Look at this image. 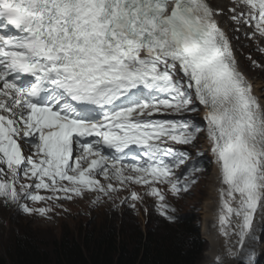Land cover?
I'll use <instances>...</instances> for the list:
<instances>
[{"label":"snow or ice","instance_id":"obj_1","mask_svg":"<svg viewBox=\"0 0 264 264\" xmlns=\"http://www.w3.org/2000/svg\"><path fill=\"white\" fill-rule=\"evenodd\" d=\"M234 3L247 12L232 8L231 19L264 37V0ZM217 14L206 0H0V198L44 216L51 206L24 201L58 207L86 192L98 201L135 184L161 217L178 220L157 185L178 198L198 182L199 165L174 145L194 147L201 129L157 117L194 111L195 99L229 244L214 264H254L264 243L255 225L264 220V106Z\"/></svg>","mask_w":264,"mask_h":264},{"label":"trees","instance_id":"obj_2","mask_svg":"<svg viewBox=\"0 0 264 264\" xmlns=\"http://www.w3.org/2000/svg\"><path fill=\"white\" fill-rule=\"evenodd\" d=\"M160 230H143L132 222L106 220L81 232L65 231L45 242L30 233L13 238L0 251V264H198L203 254L199 229L193 220ZM264 264V261L261 263Z\"/></svg>","mask_w":264,"mask_h":264},{"label":"rangeland","instance_id":"obj_3","mask_svg":"<svg viewBox=\"0 0 264 264\" xmlns=\"http://www.w3.org/2000/svg\"><path fill=\"white\" fill-rule=\"evenodd\" d=\"M225 18V14L221 16ZM234 28V27H232ZM231 35V34H230ZM234 41L238 44L239 56L243 61V66L245 72L251 76L253 79L262 78L261 81L264 83V74L260 71L256 65L252 64L253 59L259 60V64L264 66V56L259 53H254L253 46L247 47L248 40L244 39L243 33H240L234 37ZM234 49V48H233ZM259 51V50H257ZM236 55V54H235ZM237 56V55H236ZM241 68L243 70L242 64L239 61ZM244 72V71H243ZM262 90H264V84ZM214 167V166H213ZM212 172L209 173L206 180L197 187L196 191L186 197L182 203L180 204L181 214L184 216H194L197 218L199 223L200 231L202 237H204V252L201 256L200 262L198 264H205L206 263V253L209 249L208 243L205 241V228L206 225L203 226L204 223V211H205V204L208 202L209 193L211 189V185L213 184L212 181L210 182V177ZM214 175V173H213ZM212 175V177H213ZM207 200V201H206ZM206 201V202H205ZM12 204L6 203L2 198H0V250L4 251L8 245L13 241L14 237L21 236L26 233H30L32 235L38 236L41 240L45 242H52L55 239H59L65 231H69L72 233L81 232L80 229H92L95 226H98L105 222V218L101 215H105V209L100 211V208L90 210V207L85 205L83 202H77L72 204V208L74 209V215L71 216L66 214L67 216L71 217L69 220L67 218H63L65 221L54 222L53 224H43L44 221L39 218L31 217V218H24L20 216V212L14 208L12 209ZM203 210V211H202ZM82 212H88L85 216ZM106 216V215H105ZM146 215H140L138 223L141 224L143 227H152L154 218L150 216L151 221L147 220ZM203 217V218H202ZM91 222V223H90ZM149 223V224H147ZM205 224V223H204ZM204 232V233H203ZM264 250V243H262V250L259 254V258L262 256ZM258 261V260H257Z\"/></svg>","mask_w":264,"mask_h":264},{"label":"bare ground","instance_id":"obj_4","mask_svg":"<svg viewBox=\"0 0 264 264\" xmlns=\"http://www.w3.org/2000/svg\"><path fill=\"white\" fill-rule=\"evenodd\" d=\"M211 4L213 5L212 11L214 13H219L215 15V19L218 23V25L226 32V35L231 39V35L229 33V27L232 25L227 18L221 19V14L225 13L230 18V16L233 15V13L230 11V9L235 8L237 5L234 3V0H212ZM232 50L233 46L231 44ZM234 57L237 62V67L239 71L244 75L243 70L241 68V65L238 59L236 58L235 53L233 52ZM245 77V75H244ZM247 82L251 85L252 93L253 95L258 99L259 103L264 106V95L262 92V81L256 80L252 82H249L248 79L245 77ZM208 146H210L208 142ZM213 160L214 157L212 156ZM212 185L209 193L208 202L205 204V211H204V225L207 226L205 228V236L206 241L209 243V249L206 253V263L205 264H214V262L217 259V254L220 253L222 255L226 256L225 249L229 247L228 242H226L225 238H223L221 235L218 234V205H219V198H218V189L220 188V182H219V171L217 168V165L214 161V175L212 177ZM256 225V231L257 235L259 236L260 231L262 228H264V220L260 219L259 217L255 220ZM235 239L231 241V244H235ZM262 250V243H257L254 246V256H253V262L256 264L257 260L259 259V254ZM231 259L230 257H228Z\"/></svg>","mask_w":264,"mask_h":264}]
</instances>
